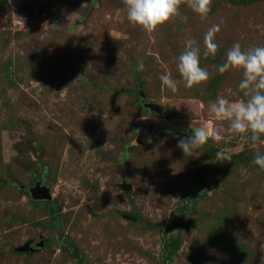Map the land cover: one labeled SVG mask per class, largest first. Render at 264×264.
<instances>
[{
    "label": "rangeland",
    "instance_id": "1",
    "mask_svg": "<svg viewBox=\"0 0 264 264\" xmlns=\"http://www.w3.org/2000/svg\"><path fill=\"white\" fill-rule=\"evenodd\" d=\"M78 260L264 264V0H0V264Z\"/></svg>",
    "mask_w": 264,
    "mask_h": 264
},
{
    "label": "trees",
    "instance_id": "2",
    "mask_svg": "<svg viewBox=\"0 0 264 264\" xmlns=\"http://www.w3.org/2000/svg\"><path fill=\"white\" fill-rule=\"evenodd\" d=\"M226 2L228 3H232L235 2V0H226ZM139 87H136V89L134 91H132L134 93V95H137V90ZM142 101V99L139 98V103ZM147 111H149L148 109H146ZM170 115L165 113V117L168 118ZM35 204L37 205H41L42 207H44L47 210L48 215L53 219L54 224L59 222V218L57 217L54 208L52 207V204L50 201L45 200V201H39V200H35L34 201ZM184 217V211L180 210L178 211V215L176 217L175 220L172 221V224L170 225L169 229H177L180 225H181V221L183 220ZM167 232H164V243H163V248H164V252H165V257L166 259L172 260L177 252L179 251V240L176 236L171 235V236H166ZM74 257L77 258V254L74 252ZM78 264H81V262L78 260Z\"/></svg>",
    "mask_w": 264,
    "mask_h": 264
},
{
    "label": "water",
    "instance_id": "3",
    "mask_svg": "<svg viewBox=\"0 0 264 264\" xmlns=\"http://www.w3.org/2000/svg\"><path fill=\"white\" fill-rule=\"evenodd\" d=\"M146 109H149L150 111L156 112L160 114L162 112V107L157 105V104H152V103H146L145 105ZM152 131V125H148L145 127H142L139 132H138V137H137V143L138 144H143L145 140L149 137L150 133ZM120 188L124 191H128L131 189L130 185L122 183L120 184ZM31 196L35 200H49L51 196L48 193V189L40 184H36L33 189H30ZM42 244H38V247H40ZM29 250L28 247L24 248H19L18 251H26Z\"/></svg>",
    "mask_w": 264,
    "mask_h": 264
}]
</instances>
